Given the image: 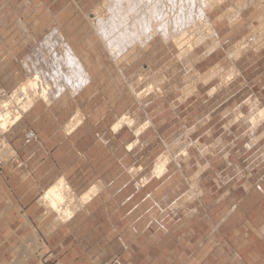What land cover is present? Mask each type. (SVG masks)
I'll list each match as a JSON object with an SVG mask.
<instances>
[{"label": "rangeland", "instance_id": "obj_1", "mask_svg": "<svg viewBox=\"0 0 264 264\" xmlns=\"http://www.w3.org/2000/svg\"><path fill=\"white\" fill-rule=\"evenodd\" d=\"M104 2L0 0V111H7L2 110L3 101L9 100L5 107L22 112L16 125L0 131V264L159 263L154 246L147 251L143 237L132 234L133 243L126 249L122 240L94 236L91 219L82 222V217L76 218L86 203L79 201V191L65 176H60L65 178V186H71L68 193L64 191L66 202L60 210L47 205L42 195L60 179L50 181L49 177L59 169L72 173L76 168L70 164L56 169L42 166L35 180L27 178L29 148H41L44 137L53 130L59 135L62 127L70 133L71 126L81 121L73 137L79 149L88 145L84 138L93 131L105 142L110 135L115 147L118 202L137 188L153 190L160 183L157 177L167 180L164 189L179 181L180 189H187L185 178L193 173L195 163H204L210 142L214 147L222 144L224 150L233 141L248 142L249 146L264 143V117L258 116L259 108H264V0L262 5L256 0H216L196 17L197 32H205L201 44L196 36L190 41L186 36L184 51L173 37L167 36V41L160 33L144 49L133 45L138 54L132 45L115 44L118 30L112 26V14ZM53 29H61L69 37H60L59 42V37L47 38ZM214 42L215 49L205 56L207 45ZM129 49L133 55L127 53ZM123 52L129 59H120ZM38 57H43L42 61ZM118 58L120 61H115ZM35 73L43 75L41 86L48 82L51 89L46 100L38 93L27 108L29 96L20 89ZM123 115L124 122L114 130ZM29 130L38 135L32 143L25 142ZM73 143H68L65 153L69 159L75 156ZM177 168L183 172H176ZM172 172H176L175 178L169 180ZM138 197L132 199V205L138 204ZM187 200V193L181 196L183 204ZM67 210L71 214L66 215ZM59 227L60 236L46 240ZM66 234L70 235L65 243L57 244ZM181 263L185 262H177Z\"/></svg>", "mask_w": 264, "mask_h": 264}, {"label": "crops", "instance_id": "obj_2", "mask_svg": "<svg viewBox=\"0 0 264 264\" xmlns=\"http://www.w3.org/2000/svg\"><path fill=\"white\" fill-rule=\"evenodd\" d=\"M58 35L69 37L61 29H53L46 37ZM78 129L68 133L60 127L59 135L53 130L44 137L41 148H29L25 160L27 178L35 180L42 166L56 169L75 165L72 173L59 169L49 180L65 176L73 182L79 197L97 186L92 199L76 217H82V222L91 219L94 236L122 240L126 249L133 243L132 234L143 237L147 251L151 250L150 245L154 246L158 264H177L180 260L185 262L181 264H264V143L249 146L248 142L233 141L224 150L222 144L214 147L210 142L206 146L210 151L203 155L204 163H195L193 173L185 178L187 189H180V181L164 189L167 180L157 177L160 183L153 190L137 188L118 202L114 191V142L110 135L107 142L100 140L93 131L84 138L88 145L79 149L73 143ZM69 142L75 146L73 159L65 156ZM176 172L170 174L169 180H174ZM186 193L188 200L184 205L181 196ZM136 196L140 200L132 205ZM60 228L46 240L60 236ZM69 235H63L57 244H64Z\"/></svg>", "mask_w": 264, "mask_h": 264}, {"label": "bare ground", "instance_id": "obj_3", "mask_svg": "<svg viewBox=\"0 0 264 264\" xmlns=\"http://www.w3.org/2000/svg\"><path fill=\"white\" fill-rule=\"evenodd\" d=\"M208 1V2H207ZM220 1V0H217V2ZM213 2H216V0L212 1V0H105L104 2V6H109V11H110V14L111 17H110V21L112 23V26H114L118 32H117V40L115 41V44L117 45H132V48L134 49L133 45H136V46H139L140 48L141 47H147L149 46L150 44L152 45V42L155 41V38L158 36V34L162 33L165 37L169 36V38L171 39V37H173L174 41H175V44L177 43L179 48L183 49V46L185 44L184 42V38L186 36H190L188 38V40L190 41L191 39H193L194 37L193 36H196L195 37V40H197L196 42L197 43H201L205 40V32H197V21H196V17L201 14L203 12V10L206 8V6L208 4H211ZM257 5H262V0H256ZM106 6V7H107ZM264 9V8H263ZM107 11V10H106ZM263 12H261L262 16L264 17V10H262ZM108 12V11H107ZM205 13V12H203ZM100 15V14H99ZM202 15V14H201ZM102 16V15H101ZM107 16V15H106ZM204 16V15H203ZM261 16V15H260ZM261 16V18H262ZM99 17V16H98ZM97 17V18H98ZM103 18V17H101ZM260 18V19H261ZM105 19V18H104ZM108 19V18H107ZM198 19H201V18H198ZM197 19V20H198ZM208 19V18H207ZM264 19V18H263ZM205 21V20H204ZM97 22V21H96ZM104 23V22H103ZM108 23V22H107ZM205 23V22H204ZM98 24V23H97ZM97 24H94V25H97ZM111 25V24H110ZM199 25V24H198ZM262 26V25H261ZM264 26V25H263ZM97 28V26H96ZM209 28V26H208ZM212 28V27H211ZM102 29V28H101ZM207 29V28H206ZM99 30V29H98ZM106 30V29H105ZM262 30V29H261ZM102 31V30H101ZM200 31V30H198ZM206 31V30H205ZM263 32V31H262ZM60 33V32H59ZM104 33V32H103ZM116 33V32H115ZM53 34V33H52ZM262 34V33H261ZM206 35H207V32H206ZM62 36V35H61ZM100 36V35H99ZM110 36V35H109ZM114 36V35H113ZM263 36V35H262ZM59 37V40H62L60 39V36L58 35ZM159 37V36H158ZM64 38V36H63ZM167 37V41L169 39ZM69 39V38H68ZM52 40V39H51ZM70 40V39H69ZM68 40V41H69ZM112 40V39H111ZM64 41V39H63ZM218 41V40H217ZM67 42V41H66ZM71 42V41H70ZM107 42V41H105ZM166 42V41H165ZM111 43V42H110ZM109 43V45H110ZM168 43V42H167ZM200 43V44H201ZM55 44V43H54ZM62 44V42H61ZM68 44L65 43V45ZM106 44V43H104ZM166 44V43H165ZM217 44V42H214L213 44H208V51L205 53V56L210 54V51L211 50H214L215 49V45ZM47 45V44H45ZM58 45V44H57ZM64 45V44H63ZM107 45V44H106ZM108 45V46H109ZM219 45V44H218ZM56 46V44H55ZM59 46V45H58ZM74 46V45H73ZM39 47V45H38ZM70 47V46H69ZM72 47V46H71ZM106 47V46H105ZM138 47V48H139ZM143 47V49H144ZM49 48V47H47ZM57 48V47H55ZM60 48V47H59ZM118 48V47H117ZM131 48V47H130ZM131 48V49H132ZM62 51V46L60 48ZM65 50L67 48H64ZM76 49V48H75ZM74 49V51H75ZM109 49V48H108ZM107 49V51H108ZM113 49V48H112ZM122 48L119 47V52L121 51ZM142 49V48H141ZM38 50V49H37ZM40 50H41V47H40ZM50 50V49H49ZM59 50V51H61ZM72 50V49H71ZM135 52L136 51V48L134 49ZM184 50V49H183ZM182 50V51H183ZM35 51V50H34ZM51 51V50H50ZM73 51V50H72ZM77 51V50H76ZM113 51V50H112ZM111 51V52H112ZM125 51V50H124ZM128 51V50H127ZM130 50L127 52L129 53ZM181 51V52H182ZM186 51V50H184ZM183 51L184 53V56H185V52ZM39 52V50H38ZM43 52V51H42ZM41 52V53H42ZM47 52V51H46ZM58 52V50H57ZM138 52H139V49H138ZM137 52V54H138ZM141 52V50H140ZM61 53V52H60ZM64 53V52H63ZM70 54V52H68ZM127 53H124L120 56H123L122 58L120 57L121 60H125L126 57L124 58V56L127 54ZM132 53V52H130ZM134 53V51H133ZM132 53V55H133ZM50 54V53H49ZM62 54V53H61ZM65 54V53H64ZM75 54V53H73ZM114 54H115V51H114ZM118 54V53H117ZM121 54V53H120ZM125 54V55H124ZM53 55V54H52ZM60 55V54H58ZM57 55V56H58ZM76 55V54H75ZM136 55V53H135ZM180 55V54H178ZM30 56V55H29ZM38 56V55H36ZM74 56V55H72ZM77 56V55H76ZM113 56V55H111ZM119 56V55H117ZM130 56V54H129ZM63 57V56H62ZM67 57V56H66ZM135 57V56H133ZM178 57V56H177ZM180 57V56H179ZM31 58V57H30ZM39 58V57H38ZM44 58H45V54H44ZM57 58V57H56ZM65 58V57H64ZM62 58V59H64ZM114 58V57H113ZM116 58V56H115ZM114 58V59H115ZM131 58V57H130ZM32 59V58H31ZM41 59V58H39ZM38 59V61H39ZM43 59V57H42ZM42 59L40 61H42ZM46 59H47V56H46ZM46 59L44 60V62L46 61ZM58 59V58H57ZM56 59V60H57ZM69 59V57H68ZM76 59V58H75ZM79 59V58H77ZM119 59V58H118ZM116 59L115 61H120V59L118 60ZM127 59H129L127 57ZM180 59V58H178ZM183 59V56L182 58ZM35 61V59H32V61ZM48 60V59H47ZM52 60V59H51ZM81 60V59H79ZM78 60V61H79ZM54 62V60H52ZM131 61V60H130ZM37 62V61H35ZM43 62V63H44ZM58 62V61H57ZM62 62V61H60ZM65 62V61H64ZM63 62V64H64ZM80 62V61H79ZM122 62V61H121ZM34 63V62H33ZM42 63V62H40ZM37 64V63H36ZM57 64V63H56ZM66 64V63H65ZM51 65V64H50ZM55 65V64H54ZM62 64H60L61 66ZM34 66V64H33ZM53 66V65H52ZM69 66V64H68ZM54 67V66H53ZM52 67V68H53ZM58 67V66H57ZM77 67V66H76ZM84 67V66H83ZM40 68V67H39ZM81 68V67H80ZM88 68V67H87ZM35 69V68H34ZM62 69V68H61ZM64 69V68H63ZM62 69V70H63ZM67 69V68H66ZM64 69V70H66ZM63 70V72H64ZM42 71V69H41ZM40 71V72H41ZM57 71V70H56ZM67 71V70H66ZM81 71V70H80ZM39 72V73H40ZM55 72V71H54ZM76 72V70H75ZM78 73H80L79 71H77ZM143 72V71H142ZM39 73H35L32 77V79H30L29 81L27 82H24L22 83V86H21V89L20 91L26 95H28V102L26 105V107L28 108L29 105L31 106L34 99L36 97H38V93H41L40 95L46 100L47 98V94H49L48 92V89H51L49 87H47L48 85V82L47 84L42 87L43 85L41 84L42 83V76H40ZM53 73V71H52ZM69 73V71H68ZM86 73V72H84ZM83 73V74H84ZM60 74V73H59ZM75 74V73H74ZM73 74V75H74ZM88 74V73H87ZM52 75V74H51ZM89 75V74H88ZM59 76V75H58ZM54 77V76H53ZM89 77V76H88ZM57 78V76L55 77ZM59 78V77H58ZM72 78V77H71ZM76 78V76H75ZM75 78H73L75 80ZM84 78V77H83ZM90 78V77H89ZM62 79V78H60ZM59 79V81L61 82V80ZM79 79V78H78ZM86 79V78H85ZM91 79V78H90ZM90 79L86 80V81H90ZM56 80V79H55ZM67 80V79H66ZM69 80V79H68ZM57 81V80H56ZM58 81V82H59ZM59 82V83H60ZM44 83V81H43ZM62 83V82H61ZM65 83V82H64ZM85 83V82H83ZM87 83V82H86ZM45 84V83H44ZM57 84V83H56ZM72 83H70L71 85ZM42 85V86H41ZM85 85V84H84ZM84 85H82V88H85L83 87ZM63 86V85H62ZM78 86V84H77ZM81 86V84H80ZM61 87V86H60ZM68 87H70L68 85ZM67 87V88H68ZM75 87V86H74ZM87 87V86H86ZM41 89V92L38 90V89ZM76 88V87H75ZM81 88V89H82ZM65 89H66V86H65ZM70 90V88H68ZM80 89V90H81ZM63 91V89H62ZM72 91V90H70ZM78 91V90H77ZM76 92V90H75ZM80 92V91H79ZM74 93V91L72 92ZM78 93V92H77ZM14 94V93H13ZM12 94V95H13ZM37 95V96H36ZM76 95V94H75ZM1 96V95H0ZM13 96H16V94H14ZM18 96V95H17ZM14 97V98H19V97ZM13 98V97H11ZM13 98V99H14ZM6 101V100H5ZM3 104V109L2 110H6L7 111H0V126H2V128H0V131L4 132V130H6L7 132V129L6 128H9L10 126H14L16 125L21 117H22V112H18L16 113L15 110L13 111L10 107V109L8 107H5V106H8V103H5ZM9 100H7L6 102H8ZM17 104V103H16ZM24 109V111L27 110ZM13 111V112H12ZM15 112V113H14ZM124 117H120L121 119L118 120L115 124H114V130H118L122 123L124 122V119H125V116L126 115H123ZM258 116L260 118L264 117V108H259V112H258ZM79 121V120H78ZM78 123V122H77ZM81 123V121L79 122ZM78 123V124H79ZM75 124V123H74ZM77 124V125H78ZM77 125H74V126H71V130L75 129L77 127ZM2 129V130H1ZM2 132V133H3ZM70 132V131H69ZM117 132V131H116ZM9 155V152L5 154V156H8ZM3 156V155H2ZM1 156V157H2ZM2 159V158H1ZM4 159V158H3ZM65 178L64 179H59L57 185H53L51 187H49L44 195H42L45 200H46V203L47 205L52 208V210H60L61 206L64 204V202H66V193H68L67 191H70V187L71 186H65L67 185V183L65 184ZM67 182V181H66ZM97 186H93L92 188L89 189V191L87 190L86 193H83V195H81L78 199L80 202L82 203H87L88 201H90L92 199V197L94 196V194L96 193L97 191ZM66 193H65V192ZM43 200V201H45ZM66 215H69L71 214L70 211H66ZM65 215V217H66ZM20 264V263H18ZM24 264H28L27 262H25Z\"/></svg>", "mask_w": 264, "mask_h": 264}, {"label": "built area", "instance_id": "obj_4", "mask_svg": "<svg viewBox=\"0 0 264 264\" xmlns=\"http://www.w3.org/2000/svg\"><path fill=\"white\" fill-rule=\"evenodd\" d=\"M38 139L37 132L34 130H29L25 135V142L26 143H32L33 141H36Z\"/></svg>", "mask_w": 264, "mask_h": 264}]
</instances>
